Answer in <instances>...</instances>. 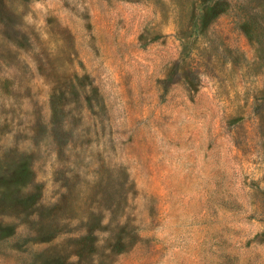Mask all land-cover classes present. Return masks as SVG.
I'll list each match as a JSON object with an SVG mask.
<instances>
[{
	"label": "rangeland",
	"instance_id": "obj_1",
	"mask_svg": "<svg viewBox=\"0 0 264 264\" xmlns=\"http://www.w3.org/2000/svg\"><path fill=\"white\" fill-rule=\"evenodd\" d=\"M0 264H264V0H0Z\"/></svg>",
	"mask_w": 264,
	"mask_h": 264
}]
</instances>
